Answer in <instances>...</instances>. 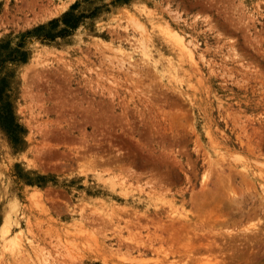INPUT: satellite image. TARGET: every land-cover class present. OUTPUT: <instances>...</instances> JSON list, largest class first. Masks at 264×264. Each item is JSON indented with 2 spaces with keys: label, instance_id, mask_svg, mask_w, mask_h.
<instances>
[{
  "label": "rangeland",
  "instance_id": "obj_1",
  "mask_svg": "<svg viewBox=\"0 0 264 264\" xmlns=\"http://www.w3.org/2000/svg\"><path fill=\"white\" fill-rule=\"evenodd\" d=\"M0 264H264V0H0Z\"/></svg>",
  "mask_w": 264,
  "mask_h": 264
},
{
  "label": "trees",
  "instance_id": "obj_2",
  "mask_svg": "<svg viewBox=\"0 0 264 264\" xmlns=\"http://www.w3.org/2000/svg\"><path fill=\"white\" fill-rule=\"evenodd\" d=\"M125 2V1H123ZM64 18H66V23L64 22V24L68 27V28H72V29H75L77 27V22L76 20L75 21H70L71 18H69V16L65 15ZM56 21H51L49 23V25H52L53 23H55ZM66 29H62L61 31L63 32H66L65 31ZM46 39V38H45Z\"/></svg>",
  "mask_w": 264,
  "mask_h": 264
},
{
  "label": "bare ground",
  "instance_id": "obj_3",
  "mask_svg": "<svg viewBox=\"0 0 264 264\" xmlns=\"http://www.w3.org/2000/svg\"><path fill=\"white\" fill-rule=\"evenodd\" d=\"M231 177V176H230ZM244 179V178H243ZM243 182V181H242ZM248 191V190H247Z\"/></svg>",
  "mask_w": 264,
  "mask_h": 264
}]
</instances>
